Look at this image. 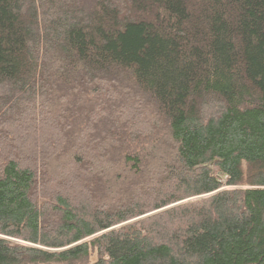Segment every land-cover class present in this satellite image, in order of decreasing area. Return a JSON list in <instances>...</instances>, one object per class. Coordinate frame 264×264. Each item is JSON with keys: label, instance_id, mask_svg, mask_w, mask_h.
Returning <instances> with one entry per match:
<instances>
[{"label": "trees", "instance_id": "16d2710c", "mask_svg": "<svg viewBox=\"0 0 264 264\" xmlns=\"http://www.w3.org/2000/svg\"><path fill=\"white\" fill-rule=\"evenodd\" d=\"M264 264V0H0V264Z\"/></svg>", "mask_w": 264, "mask_h": 264}, {"label": "rangeland", "instance_id": "374dc122", "mask_svg": "<svg viewBox=\"0 0 264 264\" xmlns=\"http://www.w3.org/2000/svg\"><path fill=\"white\" fill-rule=\"evenodd\" d=\"M96 252L93 251L90 253L89 257L86 259H82L79 262H76L74 264H91L96 259Z\"/></svg>", "mask_w": 264, "mask_h": 264}]
</instances>
